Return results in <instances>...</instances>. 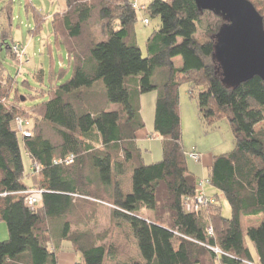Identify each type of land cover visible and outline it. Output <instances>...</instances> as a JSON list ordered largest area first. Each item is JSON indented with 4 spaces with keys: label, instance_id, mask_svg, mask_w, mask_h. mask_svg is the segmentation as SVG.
<instances>
[{
    "label": "trees",
    "instance_id": "trees-1",
    "mask_svg": "<svg viewBox=\"0 0 264 264\" xmlns=\"http://www.w3.org/2000/svg\"><path fill=\"white\" fill-rule=\"evenodd\" d=\"M249 1L264 20V0ZM133 2L66 0L53 27L72 76L61 82L67 73L62 69L55 82L51 77L48 100L31 109L24 108L28 99L14 90L0 60V221L9 233L0 243V264H58L63 251L79 255L81 264H264V221L247 232L241 226L243 216H264V129L256 131L264 123V81L255 77L236 87L223 83L213 55L224 21L199 10L193 0L144 5L143 11L161 22L144 58L134 32L140 10ZM46 20L36 15L38 29ZM96 26L106 40L97 41ZM15 46L24 50L15 43L6 49L19 65L26 54L20 60ZM179 57L183 64L176 67ZM157 69H166L161 83L154 80ZM39 77L45 84L43 70ZM99 81L106 103L118 110L84 104L82 90ZM130 81L139 96L158 92L154 135L162 140L163 159L155 164L144 163L138 146V133L146 125L140 104L131 99ZM183 83L205 127L213 129L224 119L231 126L235 149L214 157L207 179L229 204L230 218L214 198L200 213L184 210L199 183L184 150ZM17 118L31 121V137L17 130ZM43 122L54 127L58 143L45 138ZM22 147L32 164L42 167L36 173L32 165L33 187L24 183ZM71 154L73 164H55ZM128 171L130 193L122 179ZM32 190L43 191L34 207L27 203ZM102 214L107 224L100 231Z\"/></svg>",
    "mask_w": 264,
    "mask_h": 264
},
{
    "label": "rangeland",
    "instance_id": "rangeland-1",
    "mask_svg": "<svg viewBox=\"0 0 264 264\" xmlns=\"http://www.w3.org/2000/svg\"><path fill=\"white\" fill-rule=\"evenodd\" d=\"M140 5H147L149 0H139ZM66 9V0H0V60L6 70L7 75L14 80L15 88L18 94L27 98L24 108L31 109L36 104L44 103L48 100L50 85L57 80L62 69L66 70L61 77V82L68 81L72 76V70L69 68V62L64 48L59 47L54 35V20L58 19ZM40 15L47 20L42 23L38 29L36 15ZM144 19H149L150 24H144ZM161 22L159 18H153L140 10L137 15V22L134 26L137 44L140 47L143 57H147V41L155 32L160 29ZM92 33L98 42L106 40L107 36L101 26L93 27ZM15 43L25 50V58L22 64H16L8 56L6 45ZM3 50L1 51V46ZM183 64L182 58L175 59V66L180 67ZM44 71V83L41 84L39 72ZM166 69H157L154 80L161 83V75H165ZM52 77V80H51ZM132 101L138 102L141 107V115L145 122V129L138 136V146L142 150L144 163L147 165L155 164L163 159L162 140L154 135L155 109L158 98V92L138 95L133 82H129ZM37 93H39L37 95ZM83 102L95 110H118V106H109L106 103V89L102 81L97 82L90 89H83ZM41 95V96H40ZM33 97V99H32ZM180 109L183 112L182 132L184 150L189 154L197 151L199 154L220 156L234 151L235 141L231 126L227 120H221L215 128L205 127L199 117L197 102L189 94V85L183 83L180 87ZM8 104V103H7ZM9 107H12L9 104ZM182 118V116H181ZM41 125V124H40ZM43 134L45 138L53 143L59 142V137L51 124L42 123ZM98 148V147H96ZM101 148V147H100ZM103 149V148H101ZM25 178L24 183L28 187H33L32 179V161L26 156L24 147H22ZM86 159H90L89 154L83 153ZM85 159V160H86ZM212 160V159H211ZM87 162V161H86ZM200 160L194 162L188 158L189 171L197 177L198 183L208 179L209 167ZM209 166V165H208ZM90 162H87L85 174H92ZM131 174L128 171L123 175V181L126 184V192L132 191ZM204 192L210 198H214L222 208V215L225 218L231 217V209L225 198L218 193L211 185H204ZM106 216L102 214L99 230L102 231L106 226ZM93 227V226H92ZM102 229V230H101ZM9 233L7 224L0 221V243L8 240ZM80 263V262H79ZM78 264V263H77Z\"/></svg>",
    "mask_w": 264,
    "mask_h": 264
},
{
    "label": "water",
    "instance_id": "water-1",
    "mask_svg": "<svg viewBox=\"0 0 264 264\" xmlns=\"http://www.w3.org/2000/svg\"><path fill=\"white\" fill-rule=\"evenodd\" d=\"M198 9L222 17L214 60L223 83L236 87L255 77L264 81V20L249 0H193Z\"/></svg>",
    "mask_w": 264,
    "mask_h": 264
},
{
    "label": "built area",
    "instance_id": "built-area-1",
    "mask_svg": "<svg viewBox=\"0 0 264 264\" xmlns=\"http://www.w3.org/2000/svg\"><path fill=\"white\" fill-rule=\"evenodd\" d=\"M133 7L137 10H142V11L145 10L146 8L144 5H140L139 0H134ZM149 23L150 22L148 19H144V24L148 25ZM13 50L20 60L25 56V51L20 49L18 46H15ZM15 125H16L17 130L21 132L25 137H31V134H32L30 130L31 121L24 119V118H17L15 121ZM189 157L194 162L200 161V154L197 151L191 152L189 154ZM75 159H76V156L71 154L67 156L65 159H60L59 161H56L55 164L57 165L62 164V163L73 164L75 162ZM33 170L36 173H40L42 170V167L39 164L35 163L33 165ZM205 184H208V180L201 181L199 183V187H198L199 190H198L197 195L185 200L184 202L185 212L192 213V214L200 213L205 207L211 204H214L215 202L214 199L208 197L206 193L204 192ZM28 194L29 196L27 198V203L29 206L34 207L36 204L41 202L43 191L32 190V191H29ZM215 252L219 253V250H215Z\"/></svg>",
    "mask_w": 264,
    "mask_h": 264
},
{
    "label": "crops",
    "instance_id": "crops-1",
    "mask_svg": "<svg viewBox=\"0 0 264 264\" xmlns=\"http://www.w3.org/2000/svg\"><path fill=\"white\" fill-rule=\"evenodd\" d=\"M181 116L183 119V112L181 110ZM261 129H264V123L259 124L256 127V131H259ZM142 132L138 133V136L141 134ZM139 141V139L137 138V142ZM216 157V156H214ZM213 158H211V156L207 155V154H201L200 153V160H202L205 164V166L208 168H210L212 166L213 163ZM212 159V160H211ZM209 165V166H208ZM264 221V216H259V217H245L243 216L241 218V226L244 232H247L250 228H258L259 226H261L262 222ZM80 262V263H79ZM81 264V259L80 256L70 252V251H63V252H59L58 253V264Z\"/></svg>",
    "mask_w": 264,
    "mask_h": 264
}]
</instances>
